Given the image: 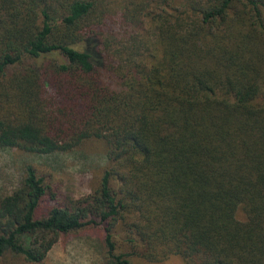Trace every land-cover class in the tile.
I'll use <instances>...</instances> for the list:
<instances>
[{
    "label": "trees",
    "instance_id": "obj_1",
    "mask_svg": "<svg viewBox=\"0 0 264 264\" xmlns=\"http://www.w3.org/2000/svg\"><path fill=\"white\" fill-rule=\"evenodd\" d=\"M101 140L90 193L23 163L0 261L264 264V0H0V151Z\"/></svg>",
    "mask_w": 264,
    "mask_h": 264
},
{
    "label": "rangeland",
    "instance_id": "obj_2",
    "mask_svg": "<svg viewBox=\"0 0 264 264\" xmlns=\"http://www.w3.org/2000/svg\"><path fill=\"white\" fill-rule=\"evenodd\" d=\"M105 147L101 140L85 141L66 153L35 156L18 150L0 151V194L16 186L23 163H32L50 174L49 181L61 186L71 198L90 193L103 168ZM100 256L95 241L84 237L60 240L48 252L41 264H99ZM0 264H12L8 260ZM25 264V263H14ZM164 264H183L180 258L170 257Z\"/></svg>",
    "mask_w": 264,
    "mask_h": 264
}]
</instances>
